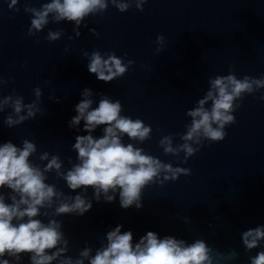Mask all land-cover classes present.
I'll list each match as a JSON object with an SVG mask.
<instances>
[{
	"label": "water",
	"instance_id": "obj_1",
	"mask_svg": "<svg viewBox=\"0 0 264 264\" xmlns=\"http://www.w3.org/2000/svg\"><path fill=\"white\" fill-rule=\"evenodd\" d=\"M26 2L18 0L10 9V0H0V76L8 81L0 94L15 90L30 103L35 99L33 89L39 86L42 113L9 128L3 121L11 109H5L0 113V143L12 141L21 146L23 139H29L37 145L30 159L47 163L37 161V156L48 151L60 155L64 168H70L68 158L75 162L77 156L72 148L75 137L87 133L83 120L72 128L68 122L77 114L75 105L83 98V89L90 88L92 107L107 95L121 101L122 115L152 126L151 139L137 146L164 162L191 169V175H181L176 181L147 186L142 208H122L117 193L114 202L93 200L92 208L82 216L56 217L69 239L67 255L76 257L86 243L93 246L94 254L106 233L122 224V232L132 231L133 242L148 231L189 243L203 239L225 255L233 250L238 253L220 264H250L249 257L261 248L246 251L241 234L264 224V100L259 99L264 89L245 95L233 113L236 122L225 128L224 140L205 141L187 163L165 155L158 142L163 135L185 131L191 119L186 112L203 97L210 76L229 74L230 65L237 78L264 75V0H147L143 11L133 5L125 12L109 4L103 14L85 18L79 36L73 32L74 22L57 23L51 18L42 31L29 36L31 14L24 11ZM30 2L39 8L47 0ZM50 29H63L64 35L50 42L45 39ZM161 34L165 41L157 52L156 38ZM94 50L102 55L114 51L125 63L129 59L135 63L122 77L106 83L88 71L83 51L91 54ZM103 127L98 126L93 136L103 135ZM123 142L136 143L127 136ZM181 142L179 136L174 137V144ZM47 175V182L66 195L83 191H72L54 173ZM0 191L7 194L10 190ZM92 195L89 187L87 196ZM21 264H29L28 254H22Z\"/></svg>",
	"mask_w": 264,
	"mask_h": 264
},
{
	"label": "clouds",
	"instance_id": "obj_2",
	"mask_svg": "<svg viewBox=\"0 0 264 264\" xmlns=\"http://www.w3.org/2000/svg\"><path fill=\"white\" fill-rule=\"evenodd\" d=\"M147 0H47L39 8L31 6L27 0L24 11L31 14L28 35L35 36L54 22H74L76 36L80 35L79 26L89 15L103 14L109 4L120 12L135 7L143 11ZM18 0H10L9 8H14ZM19 12V8H15ZM87 25H85L86 27ZM99 36L95 29H90ZM63 29L49 30L45 39L59 40ZM73 39L72 36L68 37ZM165 37L156 38L159 52ZM39 43V40H37ZM67 50V49H66ZM87 68L98 80L111 82L122 77L134 64V60L124 62L123 57L114 51L94 50L89 54ZM127 55V54H125ZM229 74L208 78L209 87L195 106L186 112L190 122L182 133H169L159 139V146L165 155L174 156L180 163L200 151L205 141L219 142L225 139L226 126L234 124L233 113L241 107L245 95H254L264 89V75L254 77L244 75L237 78L232 65ZM0 76V93L7 84ZM35 99L25 103L22 95L15 90L8 95L0 94V113L11 109L3 123L9 128L34 119L42 113L40 107L42 89H33ZM93 95L90 88H84L83 98L75 105L76 115L68 122L75 127L84 121L86 135H77L73 150L76 161L68 158L70 168H64V161L58 154L44 151L37 156L38 163L30 159L37 153V145L23 139L21 146L12 141L0 143V264H21L22 254L29 255V264H220L222 260L234 259L238 253L234 250L227 255L211 248L205 240L195 239L191 243L184 239L166 235L160 238L154 231H148L138 242H133L131 230L121 231L118 224L106 233L100 247L85 244L76 257L67 255L69 239L63 231V222L56 217L72 214L82 216L92 208L93 200L114 202L119 195L120 206L124 209L135 206L142 208L144 189L152 184L163 185L167 181H176L181 175H191V169L174 166L144 151L137 144L151 139L152 126L131 116L122 115L123 106L119 99L113 100L103 95L98 106L92 107ZM59 102L58 97H49ZM259 99L264 100V94ZM103 125V135L93 136L94 130ZM159 131V129H157ZM136 143H124L123 137ZM179 136L181 143L174 144ZM183 153V157H181ZM48 173L62 179L72 191L82 189L76 195H66L56 184L48 183ZM91 187L93 195L87 196ZM43 210V211H42ZM39 217H45L47 220ZM246 251L261 248L249 257L250 264H264V224L248 228L241 234ZM8 257V258H5ZM11 258V259H9Z\"/></svg>",
	"mask_w": 264,
	"mask_h": 264
}]
</instances>
